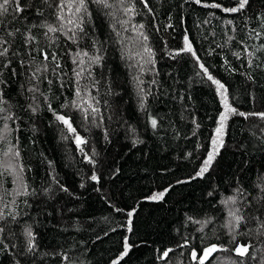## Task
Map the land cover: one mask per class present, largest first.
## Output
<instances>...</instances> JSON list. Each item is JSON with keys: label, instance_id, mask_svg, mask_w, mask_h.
I'll return each instance as SVG.
<instances>
[{"label": "trees", "instance_id": "16d2710c", "mask_svg": "<svg viewBox=\"0 0 264 264\" xmlns=\"http://www.w3.org/2000/svg\"><path fill=\"white\" fill-rule=\"evenodd\" d=\"M24 2L29 5L24 12L15 19L9 15L0 25V37L10 44L8 56L0 57V92L6 101L3 107L14 114L7 121L13 131L0 141V162H8L5 153L10 145L17 147L19 159L11 162L23 166V183L35 195L14 196L19 180L8 172L0 176V209L4 212L0 264H112L124 250L125 237L132 247L119 264H199L206 246L217 244L219 248L221 242L228 246L230 207H240L246 217L239 228L246 234H238L237 242L252 247L241 258L231 245L229 251H216L204 264H231L241 259L244 264H261L264 236L256 232L257 220L249 217L264 219V121L233 115L218 136L215 130L223 106L215 85L203 74L196 75L200 69L190 53L175 59L169 53L184 47L187 34L201 62L227 87L229 103L242 112H264V51H257L264 45V36L255 38L251 32L260 31L264 0H249L239 13L205 8L193 0H147L148 8L136 0L138 14L126 25L127 31L105 15L109 10L90 3L91 20L84 25L88 35L80 34L83 38L77 43L59 32L45 35L47 29L40 25L56 22L54 7L42 0ZM57 2L49 0L53 5ZM215 2L235 6V0ZM117 18L128 19L122 12ZM225 20L234 23L227 25ZM141 23L155 53V64H145L143 72V61L138 63L140 58L135 56L142 50V38L132 28ZM9 31L15 35L9 36ZM93 40L97 48L103 46V62L92 66L91 76L86 71L78 84L75 53L80 49L95 52ZM245 46L255 53L252 67L243 54ZM53 52L59 68L51 59ZM233 52H241V58ZM43 53L49 54L47 61ZM129 53L133 58L129 59ZM45 64L47 70L38 72ZM135 76L151 92L146 103L158 120L156 129L140 109ZM94 80H99L95 86ZM77 87H86L81 91L82 107L72 104L79 99ZM89 93L99 100L98 105ZM84 101L99 112L92 114L89 109L85 118ZM49 104L57 113L71 116L73 127L87 143L77 146ZM4 123L0 119V129ZM214 138L218 155L211 168L203 177L190 179L212 150ZM93 150L95 166L84 156H91ZM93 171L99 183L90 179ZM53 176L67 192L60 190ZM238 188L243 195L237 193ZM154 193L164 195L152 200ZM229 197H236L237 204H226ZM129 219L131 232L127 230ZM29 227L35 236L32 252L25 235ZM168 249L172 251L164 257ZM193 250L197 259L192 257Z\"/></svg>", "mask_w": 264, "mask_h": 264}, {"label": "snow or ice", "instance_id": "6c2138e0", "mask_svg": "<svg viewBox=\"0 0 264 264\" xmlns=\"http://www.w3.org/2000/svg\"><path fill=\"white\" fill-rule=\"evenodd\" d=\"M140 2L144 5L145 8H148V2L147 0H140ZM195 4H199L202 7L205 8H212V9H220L223 13H239L242 12L246 9V7L249 5V0H235V6L232 7H226L223 6L221 3L215 2L213 0L212 3H204L202 0H193ZM90 3H95L98 7L102 9H107L105 15L110 16L114 21L115 24H119L120 27L124 30L127 31L126 25L131 23L132 17L137 13L136 9V0H58L55 5L52 3H49V0H42V4L47 5L48 7H54L55 9V18L56 22L55 23H43L40 25V27L46 28L47 31L45 32V35L48 33H56L59 32L62 35H64L67 39L71 40L73 43H77L78 39H82L83 37L80 34H83L84 36H87L88 33L85 31V23L90 22L91 20V13L89 12V4ZM29 5L24 2L22 3V0H0V25H4L5 23V18H7L9 15L12 16L13 19L16 18V15L19 13H22L25 11V9ZM151 11V8L148 9ZM38 14L43 15L41 10L38 8L37 9ZM122 12L124 16L128 17V19H118L117 18V13ZM214 15V14H210ZM225 24L227 25H232L234 23L233 20H225ZM167 27H171V25H167ZM133 31L137 33V36L139 38H142L140 40L142 50L137 51L135 53L136 57H139L140 61H143V63L140 64L141 72L144 70V65L145 64H155V53L153 52L152 48L148 45V35L145 34L143 29L145 28L144 24H138V25H132ZM159 30V29H157ZM18 31V30H17ZM232 31H235L233 28ZM251 32L255 33V38H260L261 36H264V19L261 20L260 24V31H257L256 29H251ZM9 36H14L15 33L9 31L8 32ZM117 36H120V32H117ZM29 40L34 39L33 37L29 36ZM233 37H229V40H232ZM166 43V42H165ZM97 42L93 40L92 42V47L95 49V52L90 53L87 50L80 49L75 53V57L73 59V64H77V69H74L75 76L77 78V83L79 84V80L82 77V75L87 71L88 75L91 76V68L93 65L99 66L103 62V46L99 48L96 47ZM9 48L10 44L9 41L3 39V37H0V57H7L9 54ZM43 52V50H41ZM257 51H264V45H261L260 48L257 49ZM181 53H190L191 56L194 58L196 63L198 64V67L200 71L196 73L197 76H201L202 74L206 76L207 80L211 82V84L215 85L217 94L221 98L222 106H223V111L219 115L218 119V127L216 128V133L219 136V134L222 132L224 127L227 124L228 119L235 115V116H240L243 117L245 120H247L250 116H257L259 117L262 121H264V112H242L239 111L236 107H233L229 103V97H228V89L225 86L224 83H222L219 79H216L210 72L208 67L205 66L204 63L201 62L200 57L197 55L196 50L192 47L191 42L189 41L188 35L185 34L184 36V47L176 50L174 53L170 52L169 55L172 56L173 59H175L176 56H179ZM145 54L147 58L145 59ZM234 56H236L237 59L241 58V52H233L232 53ZM243 54H245L248 57V66L252 67V60L255 57V53L252 51L248 50V47L245 46L243 48ZM15 55V53H13ZM44 55V60H48V53H43ZM129 59L133 58L132 54H128ZM87 58V60H85ZM51 59L52 61L56 62V68H59V62L58 58L55 52L51 53ZM9 63L11 61L9 60ZM23 63V61H21ZM225 63H228L225 61ZM85 65H87L85 67ZM8 65L5 64L4 67H7ZM259 67V65H257ZM47 70V65H43L42 68H38L37 71H46ZM35 75V74H33ZM250 78V77H249ZM134 80L136 82V87H137V95L140 97V109L142 111H145L149 115L151 127L153 129H156L158 127V120L155 116H153L149 111H148V106L146 103V98L148 95H151L150 91H145L141 85L144 84V81L140 76H135ZM51 83V81H49ZM99 83V80H94L93 81V86ZM152 84H155L156 81L153 79L151 81ZM35 88H30L29 91H35ZM86 90L81 89L80 87H77L76 90V95L79 98L78 100H75L72 102L73 106L75 107H82L80 101L84 100L83 97H81V91ZM89 99L95 101V104H99V100H96L95 97H92L89 93ZM6 103L3 99V93L0 92V119L5 121L4 126L2 129H0V141H3L4 139L7 138L8 134L13 131L7 123L9 120L14 119V114L9 111V109H6L3 107V105ZM84 103H87V107L83 108V111L85 113V118H87V113L89 109L91 110L92 114H96L99 112V108L95 107L92 103H88L87 101H84ZM107 103V101H105ZM49 110L53 112L55 118L57 121L61 122L65 127L67 128L68 132L72 134V137L75 139V142L77 146L79 147L81 144L87 143V141L82 138L79 133L77 132L76 128L73 127V121L70 115L67 114H59L57 113L54 109H52L51 104H49ZM29 108L33 112H36L37 108L33 107L32 105H29ZM16 120L19 119V117H15ZM18 130V126L17 129ZM67 138V137H65ZM218 141L217 139L212 140V145L213 148L211 151L208 152L207 157L204 159L202 162L199 170L195 173L194 176H192L190 179H196L197 177H203L204 173H206L212 165V162L215 159V156L218 155V147H217ZM80 151L83 153L84 150L83 148H80ZM97 153L95 150L92 151L91 156H89L87 153H84L85 158L90 164H93L95 166V159ZM6 157H9V160L7 163L0 162V176H3L5 172H8L16 178V180H19V186L14 192V196H28V195H35V191L33 190L31 193L28 191V185L23 183V178H22V173L24 171L23 166L19 164H13L11 161L14 158L15 160L18 161L20 153L17 147L10 145L8 151L5 153ZM53 181H55L61 191L67 192L68 189L64 187L62 184H59V180L57 177L53 176L52 177ZM90 179L92 181H95L99 183L100 177L96 174L95 171H93V174L90 176ZM185 181H178V183H183ZM83 187V184L81 185ZM49 191V189H45V192ZM99 191V189H97ZM167 191V190H165ZM238 194L243 195V189H237L236 190ZM261 191H264V188L261 189ZM164 193H154L150 199L156 200V199H161L163 197ZM0 201H3V196L0 195ZM237 198L236 197H229L225 203L230 204V205H236L237 204ZM13 205H15V199L11 201ZM27 203V201H25ZM7 204H4V207H7ZM116 211H122V209H116ZM133 211L128 212V216L131 217L133 215ZM8 215L12 216L13 219H15V215L13 213L9 212ZM229 222L226 225L228 228V234L230 236V239L227 242L228 246H225L224 242L220 243V246L218 248L217 244H212L210 246H206L203 249V256L200 257L199 259V264H204V260L208 257L209 254L215 251H229V247L231 245H235L234 248H232V251H234L236 254H238L241 258H245L249 252V248L252 247L250 243L246 244H239L237 242V235H245L246 233H241L239 232L240 225L243 223H246V217L243 214L242 210L240 207H235L229 208ZM4 218V212L2 209H0V219ZM249 219H255L257 220L259 227L256 229V232L259 236H264V219H261L260 217H252L250 216ZM131 219L128 221V231H132L131 227ZM4 229L0 227V233H2ZM251 231V229L249 230ZM25 235L28 238V251L32 252L33 249L35 248V236L31 230V228L25 229ZM0 243H3L2 240H0ZM6 247V245H5ZM132 245L129 244L128 238H124V250L120 254V256L117 257L116 260L112 262V264H119V261L123 259L124 256H126L131 249ZM172 251V249H168L163 252V256L167 257L168 253ZM192 257L193 259H197V252L195 250L192 251ZM254 259L255 257H250ZM65 261L69 260V257L65 255L63 257ZM231 264H244V259H241L239 262L232 261ZM261 264H264V261L261 262Z\"/></svg>", "mask_w": 264, "mask_h": 264}, {"label": "water", "instance_id": "95a60500", "mask_svg": "<svg viewBox=\"0 0 264 264\" xmlns=\"http://www.w3.org/2000/svg\"><path fill=\"white\" fill-rule=\"evenodd\" d=\"M215 252H216V251H215ZM215 252H212L211 254H209L208 257L204 260V263L207 262V261L213 256V254H214ZM202 256H203V253H202L201 257H202Z\"/></svg>", "mask_w": 264, "mask_h": 264}]
</instances>
